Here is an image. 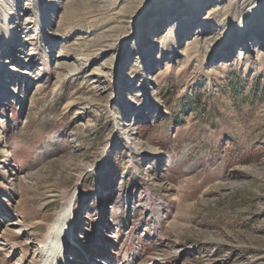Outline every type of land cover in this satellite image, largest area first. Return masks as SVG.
Masks as SVG:
<instances>
[{"label": "rangeland", "instance_id": "obj_1", "mask_svg": "<svg viewBox=\"0 0 264 264\" xmlns=\"http://www.w3.org/2000/svg\"><path fill=\"white\" fill-rule=\"evenodd\" d=\"M1 1L0 264H264V0Z\"/></svg>", "mask_w": 264, "mask_h": 264}, {"label": "bare ground", "instance_id": "obj_2", "mask_svg": "<svg viewBox=\"0 0 264 264\" xmlns=\"http://www.w3.org/2000/svg\"><path fill=\"white\" fill-rule=\"evenodd\" d=\"M2 2L3 1L0 0V4ZM217 9H219V8H217ZM216 11L217 10H212L210 12V14H213ZM63 218H64V216H60V218L56 221L55 225L53 226L52 231L50 232L48 237L45 239V241H43V243H42V255L44 256V258H43L44 260L42 261V264H63V259L59 263H57V261L55 259V257L58 256L57 254L62 251V249L59 250V248L63 247V245H61V243L65 244L63 239L66 236H68L67 229H65L63 227L60 228Z\"/></svg>", "mask_w": 264, "mask_h": 264}]
</instances>
